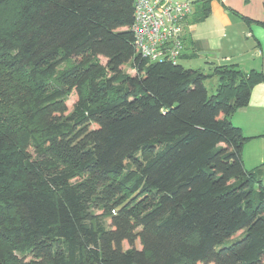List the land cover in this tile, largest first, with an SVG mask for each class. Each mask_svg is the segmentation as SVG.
<instances>
[{"label":"trees","instance_id":"trees-1","mask_svg":"<svg viewBox=\"0 0 264 264\" xmlns=\"http://www.w3.org/2000/svg\"><path fill=\"white\" fill-rule=\"evenodd\" d=\"M134 21L135 0H0V264H264V170L231 122L264 74L150 62Z\"/></svg>","mask_w":264,"mask_h":264},{"label":"crops","instance_id":"crops-1","mask_svg":"<svg viewBox=\"0 0 264 264\" xmlns=\"http://www.w3.org/2000/svg\"><path fill=\"white\" fill-rule=\"evenodd\" d=\"M210 9L204 21L188 25L181 64L201 61L210 71L205 75H212L216 67L233 65L245 73L264 74V0H211ZM231 122L251 138L244 146L245 166H262L264 83L253 88L249 105L238 110Z\"/></svg>","mask_w":264,"mask_h":264},{"label":"built area","instance_id":"built-area-1","mask_svg":"<svg viewBox=\"0 0 264 264\" xmlns=\"http://www.w3.org/2000/svg\"><path fill=\"white\" fill-rule=\"evenodd\" d=\"M193 11V2L187 0H135L132 30L139 54L153 63L179 64Z\"/></svg>","mask_w":264,"mask_h":264},{"label":"rangeland","instance_id":"rangeland-1","mask_svg":"<svg viewBox=\"0 0 264 264\" xmlns=\"http://www.w3.org/2000/svg\"><path fill=\"white\" fill-rule=\"evenodd\" d=\"M101 62L102 64H106V60L104 58H101ZM183 65L186 67V68H192V69H200L202 71V73H209V69L208 68H205V64H203L201 61H194L192 63H189V62H183ZM125 71L131 75H134V71H132V69L130 67H127L125 68ZM218 85H219V82H218V78L217 77H213L211 79H209L207 82H206V87L209 91V95H214L216 93V90L218 88ZM76 100V95L75 93H73L70 97V99L68 100V107L69 109L72 108L74 102ZM245 169L248 171V172H254L256 170H260V169H263L264 170V166H255L253 168V165L252 164H247V166H245ZM263 184H264V181H263ZM245 232H239L237 233L235 236H233L232 238L230 239H227L223 244L219 245L218 248H222V247H227V246H230L232 245L233 243H235L236 241L242 239L244 236H245ZM137 247L140 248V245L137 244Z\"/></svg>","mask_w":264,"mask_h":264}]
</instances>
